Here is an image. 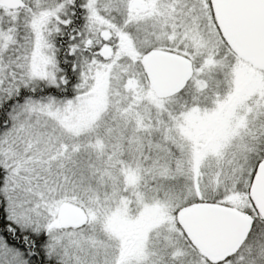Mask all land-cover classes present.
Instances as JSON below:
<instances>
[{
    "label": "snow or ice",
    "instance_id": "snow-or-ice-1",
    "mask_svg": "<svg viewBox=\"0 0 264 264\" xmlns=\"http://www.w3.org/2000/svg\"><path fill=\"white\" fill-rule=\"evenodd\" d=\"M0 264H264V0H0Z\"/></svg>",
    "mask_w": 264,
    "mask_h": 264
}]
</instances>
